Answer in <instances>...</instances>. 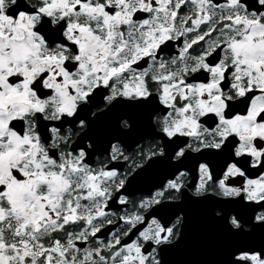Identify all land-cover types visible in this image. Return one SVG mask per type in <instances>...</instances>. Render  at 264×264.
Segmentation results:
<instances>
[{
    "label": "snow or ice",
    "instance_id": "snow-or-ice-1",
    "mask_svg": "<svg viewBox=\"0 0 264 264\" xmlns=\"http://www.w3.org/2000/svg\"><path fill=\"white\" fill-rule=\"evenodd\" d=\"M264 264V0H0V264Z\"/></svg>",
    "mask_w": 264,
    "mask_h": 264
},
{
    "label": "flooded vegetation",
    "instance_id": "flooded-vegetation-1",
    "mask_svg": "<svg viewBox=\"0 0 264 264\" xmlns=\"http://www.w3.org/2000/svg\"><path fill=\"white\" fill-rule=\"evenodd\" d=\"M191 237L176 253V258L185 264H214L221 258V240L216 230L203 218L200 210L194 209L193 221L188 226Z\"/></svg>",
    "mask_w": 264,
    "mask_h": 264
}]
</instances>
